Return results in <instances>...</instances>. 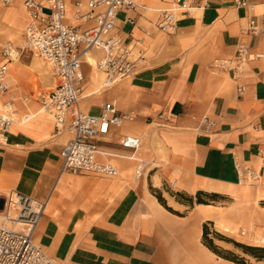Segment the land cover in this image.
I'll list each match as a JSON object with an SVG mask.
<instances>
[{
    "label": "crops",
    "instance_id": "0c3cea01",
    "mask_svg": "<svg viewBox=\"0 0 264 264\" xmlns=\"http://www.w3.org/2000/svg\"><path fill=\"white\" fill-rule=\"evenodd\" d=\"M22 1L0 3V22L7 27L0 25V40H18L21 31L24 38ZM73 1L65 0L69 22ZM136 2L120 10L116 21L124 35L132 32V53L141 56L133 73L101 89L103 74L88 64L100 52L87 54L82 64L83 112L97 115L106 102L120 113L133 112L132 120L112 126L99 141L102 151L115 154L99 159L111 162L117 175L61 171L68 133L57 132L40 111L41 91L33 97L27 84L17 83L16 73H30L36 65L21 56L8 62V90L0 93V108L11 101L16 117L0 142V195L19 192L44 202L32 237L60 264H236L203 244L202 228L207 223L219 233L222 214L233 226L239 205L256 211L264 202V0H246V6L192 0L170 32L155 23L157 10L171 0ZM249 20L256 31L247 30ZM240 44L260 56L237 69L211 71L213 59L234 58ZM43 74L39 86L49 88L51 73ZM24 116L29 118L22 121ZM123 135L141 138L137 159L124 157L131 150L120 144ZM237 166H247L257 179L245 180ZM200 192L214 199L197 203Z\"/></svg>",
    "mask_w": 264,
    "mask_h": 264
},
{
    "label": "built area",
    "instance_id": "2783aa9c",
    "mask_svg": "<svg viewBox=\"0 0 264 264\" xmlns=\"http://www.w3.org/2000/svg\"><path fill=\"white\" fill-rule=\"evenodd\" d=\"M13 1L0 0V3L9 5ZM234 1L240 6L247 5L246 0ZM191 2L171 0L170 7L159 8L156 28L163 32L173 31L178 15L188 12ZM72 5L73 14L69 22L65 0L22 1L28 17L23 46L14 45L10 40H0V59L3 61L0 63V93L8 90V62L15 56L28 51L42 60L49 67L53 85L48 92H39L40 111L50 116L57 132L64 130L68 133L60 149L61 171L115 176L117 168L111 162L99 159L101 155L115 154L102 151L99 141L112 126L132 120L133 112H118L114 102L104 103L97 115L83 112L79 107L85 77L82 64L86 62L87 54L100 52L93 58L95 68L104 76L103 88L111 87L133 73L134 63L141 56L132 53V32L124 35L117 30L116 21L120 10L133 9L138 3L136 0H74ZM126 19L132 22L131 18ZM80 23L87 25L81 28ZM247 30L256 31L254 20H249ZM259 56L250 54L240 44L234 58H216L209 66L212 72L233 70L242 62ZM237 91L241 92L242 87H237ZM28 118L24 116L22 121ZM15 119L11 101L7 100L0 108V142L7 140V132ZM120 144L131 150L124 157L138 158L140 137L123 135ZM237 171L247 181L257 179L256 173L247 166H237ZM43 207L44 202L19 192L0 195V264H60L49 257L32 237Z\"/></svg>",
    "mask_w": 264,
    "mask_h": 264
},
{
    "label": "rangeland",
    "instance_id": "374dc122",
    "mask_svg": "<svg viewBox=\"0 0 264 264\" xmlns=\"http://www.w3.org/2000/svg\"><path fill=\"white\" fill-rule=\"evenodd\" d=\"M0 25L3 30L7 28L6 26H2L1 22H0ZM1 32L2 30H0V33ZM18 36H19L18 40L14 39L13 37L9 38V36L7 37V40H10L14 45L22 47L21 44H24L22 31ZM21 56H27L29 58H34L35 63H36L35 68L39 67V69L29 67V69L31 70L30 73H27V74H23V72L16 73L15 79L17 80V83L27 84L29 88L32 89L33 92L35 93L33 97H36V93L38 91L48 92L52 87L51 84L49 88H44V87L39 86V85L45 84L43 80V77L46 76L45 74H43L45 69L47 70V75L50 74L48 66L43 64L44 62L40 60L39 58L32 56V54L28 51H23L22 54L19 55L20 59H21ZM87 59L86 61L88 62ZM92 59L94 60L93 56H92ZM93 60L91 62L89 61V63L92 65H93ZM46 116L50 117L49 115H46ZM258 196H262V195H258ZM200 198L202 201H205V202L210 201V199L205 196L200 197ZM256 198L258 197L256 196ZM262 207H264V202L260 203L259 206H256V209H257L256 211H253L251 208L244 209L243 206L239 205L238 212H239L240 219L238 220L237 223L233 224V226H231L229 222L226 221V219L224 218L222 214L216 220V226L221 230L219 234L222 236V239L215 237V242H213V244L217 247V249L220 251H227V252L233 253L239 259H244L246 264H256L255 263L257 260L256 258L244 253L240 248L236 247L232 242H229L228 240H234L236 242H240V243H243L245 245H250V246L264 247V216L260 214V212L262 211L264 212V208ZM208 231H209V236H213V232L211 231V227L209 226H208ZM241 231H244V234H241ZM262 260L264 261V259Z\"/></svg>",
    "mask_w": 264,
    "mask_h": 264
},
{
    "label": "trees",
    "instance_id": "16d2710c",
    "mask_svg": "<svg viewBox=\"0 0 264 264\" xmlns=\"http://www.w3.org/2000/svg\"><path fill=\"white\" fill-rule=\"evenodd\" d=\"M202 195H204L205 197L209 198L210 200L214 199V195H209L207 193L202 194V192H200V193H197V195H196V199L195 200H196L197 203H207V202L201 200L200 197H203ZM157 199L169 211L175 213V211H173L171 208L167 207L164 204L163 199L160 196L157 195ZM213 236L217 237L219 239H222V236L218 232H214ZM228 241L232 242L236 247L240 248L244 253L248 254L249 256H252V257L256 258L257 260L264 259V247L245 245L243 243L236 242L234 240H228ZM202 242H203V244L205 246H207L210 250H212L213 252L217 253L218 255H220V256H222L224 258H227L229 260H232L236 264H246L244 259H239L233 253L227 252V251H220V250L217 249V247L213 244L212 238L209 236L207 223L203 224V228H202Z\"/></svg>",
    "mask_w": 264,
    "mask_h": 264
},
{
    "label": "bare ground",
    "instance_id": "6f19581e",
    "mask_svg": "<svg viewBox=\"0 0 264 264\" xmlns=\"http://www.w3.org/2000/svg\"><path fill=\"white\" fill-rule=\"evenodd\" d=\"M22 46H23V44H22ZM19 55H20V54H18L17 56H15V57L13 58V60H14L15 63L18 62V60H19V59H18ZM86 56H87V55H86ZM87 60H88V59H87ZM88 61H89V60H88ZM12 62H13V61H12ZM45 64H46V63H45ZM46 65H47V64H46ZM93 67L95 68L94 60H93ZM100 88L103 89L102 81H101ZM8 215H9V211H8ZM20 221L26 223V220H24V219H20Z\"/></svg>",
    "mask_w": 264,
    "mask_h": 264
}]
</instances>
